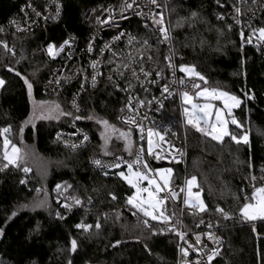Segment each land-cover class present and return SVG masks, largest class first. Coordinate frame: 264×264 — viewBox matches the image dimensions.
Wrapping results in <instances>:
<instances>
[{
  "label": "trees",
  "instance_id": "16d2710c",
  "mask_svg": "<svg viewBox=\"0 0 264 264\" xmlns=\"http://www.w3.org/2000/svg\"><path fill=\"white\" fill-rule=\"evenodd\" d=\"M22 1L0 0V29ZM61 1V19L47 24L48 39L55 43L68 32L85 40L92 30L84 19L87 10L111 0ZM261 2L264 4V0H190L168 4L163 17L177 64L193 66L205 78L196 76L198 90H223L241 101L227 115L230 135L221 141L181 124L176 102L164 114L187 154L186 166L177 171L174 183L196 178L205 210L194 218L210 222L223 236V248L214 264H264V218L249 220L240 212L245 203L253 201V191L264 187V53L248 43L229 18L220 17L239 3L242 14L254 12L251 27L259 32L264 28ZM44 39L41 29L24 34L0 31V80L4 81L0 86V130L9 129L0 135V146L5 139H14L17 145L32 146L35 156L50 165L45 174L39 172V164L31 163L2 169L5 159L0 155V264H175L176 237L161 235L155 221L141 223V213L127 203L132 188L120 172L103 174L90 164L93 157L129 153L120 152L116 143L110 147L112 151L104 152L93 120L82 123L91 135L87 147L69 151L54 140V132L69 118L65 114H69L67 104L75 84L65 86L56 96L43 94L46 74L34 76L31 64L39 58ZM25 79L32 85L35 100L57 99L65 114L57 121H37L21 133L31 112ZM252 96L254 99L249 98ZM119 101L118 92L102 79L83 93V117L117 124ZM233 119L239 127L232 124ZM245 135L247 143L240 139ZM25 167L30 171L25 173ZM218 207L229 218L217 212ZM78 224L90 228L85 231ZM71 240L77 242L75 251Z\"/></svg>",
  "mask_w": 264,
  "mask_h": 264
},
{
  "label": "built area",
  "instance_id": "2783aa9c",
  "mask_svg": "<svg viewBox=\"0 0 264 264\" xmlns=\"http://www.w3.org/2000/svg\"><path fill=\"white\" fill-rule=\"evenodd\" d=\"M188 2L190 0H156L155 3L151 0H111L104 6L87 10L84 19L92 30L85 40L74 32H68L61 42L55 43L48 39L47 24L56 23L61 19L62 1L23 0L18 9L7 17L1 29L18 34L31 33L37 29L43 31L45 39L38 52L46 62V75L42 84L44 95L56 96L65 86L75 84L67 104L69 118L66 124L53 134L54 140L64 149L79 151L90 144L91 135L82 125L85 121L83 93L99 85L102 79L113 86L120 100L117 124L132 131L134 151L129 155L93 157L90 159L91 166L103 174L117 170L127 176V164L135 161L138 154L141 155L143 162L147 163L151 170L148 173L151 179L160 185H163L164 178L169 180L168 188L158 194L155 188L148 186L147 180H144L143 184L153 192L154 198L168 197L162 208L165 215L171 218L167 221L162 218L156 221L143 217L141 223L145 224L146 220L155 221L161 235L176 237L175 264H197V262L214 264V260L223 248V236L210 222L194 218L201 210L188 207L185 203L186 179L174 183L177 171L183 170L186 166L187 154L177 132L164 120L165 111L171 102L181 105L182 93L187 92L191 96L197 92L198 88H194L193 84L198 85V79L180 71L171 34L166 29L163 19L162 23L156 22L161 21L159 17H164L168 4ZM126 4H132L133 7L127 8ZM261 6L263 7L264 4L262 3ZM220 17L229 18L238 31L243 33L247 42L264 53V41L251 27L255 17L253 11L242 14V7L238 3ZM13 21L15 23H12ZM161 27L167 30L169 39H164L160 32ZM65 40H68L69 44L61 50L60 46ZM48 44L55 46L54 55H49ZM165 56H168L170 61L166 60ZM94 62L95 67H93ZM144 72L149 75L146 77ZM157 73L160 75L157 76ZM165 86L168 92L163 91ZM129 120L134 123H129ZM149 129L153 133L151 154H149ZM85 135L88 137L86 141ZM117 157L121 160L117 161ZM97 160L99 164L95 163ZM114 163H119L120 167H111ZM5 164L6 162L3 163L2 169H5ZM158 169L172 171L171 174L161 171L157 175H152ZM178 232L184 233V239L177 235ZM213 250H217L214 255ZM209 255H213L211 261L208 260Z\"/></svg>",
  "mask_w": 264,
  "mask_h": 264
},
{
  "label": "snow or ice",
  "instance_id": "6c2138e0",
  "mask_svg": "<svg viewBox=\"0 0 264 264\" xmlns=\"http://www.w3.org/2000/svg\"><path fill=\"white\" fill-rule=\"evenodd\" d=\"M151 2L155 3L156 0H151ZM125 7L131 8V7H133V5L132 4H126ZM237 12H239V9H237ZM192 15L196 16V13L193 12ZM97 19L99 20V17H97ZM12 23H15V21H13ZM156 23H162V20L161 21H157ZM0 31H2V29H0ZM160 32L163 34L165 40L169 39L168 32H167V30L165 28L161 27L160 28ZM259 32H260L261 38H264V28L259 29ZM241 35H243V33H241ZM145 43H147V41H145ZM68 44H69V41L65 40L64 43L60 46V49L62 50L64 48V46L68 45ZM5 47H7V45H5ZM47 47H48L49 55H54L53 48L55 46L53 44H48ZM105 47H107V45H105ZM89 49L91 50V44L89 46ZM165 59L170 61V58L168 56H165ZM171 66H172L171 62H169V67H171ZM93 67H95V62L93 63ZM125 67H127V65H125ZM9 70L12 71V69H9ZM141 71H143V68H141ZM180 71L184 72V73H187L189 76H192V75L198 76L199 79H201V80L205 79L199 73L195 72L193 66H185V65L181 64L180 65ZM17 75H19V73H17ZM133 75H135V72H133ZM144 75L147 77L149 75V73L144 72ZM159 75L160 74L157 73V76H159ZM93 80L95 81V77H93ZM24 82L28 86L29 92H31V88H32L31 83H29L27 79H25ZM3 83H4V81L0 80V85H3ZM181 83L183 84V81H181ZM129 87H131V85H129ZM193 87L194 88H199V85L193 84ZM163 91H165V92L169 91L167 86H165ZM208 91L209 90L207 88H205L203 93L198 92L197 95H203L205 93H208ZM212 94H213V98H215V99H221V98H224V97H228V99H230L233 102L232 104H229L227 102V100H225V107L228 108L229 110H231V108L234 105L235 106H239L241 104V101L237 97L229 96L228 93H225V92L217 93V91L215 89H213L212 90ZM169 95H171L170 92H169ZM182 96L184 98V102L185 103H190L191 102V97L189 96V93L184 92V93H182ZM249 98L250 99H254V96L249 97ZM73 106L75 107V102L73 103ZM56 107L59 108L58 105H56ZM197 107H198L197 105H193V108H197ZM184 111H185V113H187L188 109L185 108ZM200 111L202 112V115L198 114L196 119L189 118L187 120V123L189 125L194 126L196 131L201 132L202 134H205V135H209V136H211V138L213 140H218V141L222 140L223 137L230 135L227 127L225 126L227 124V121H225L221 117L219 109H217L215 111V118H216V122L215 123H213L209 119V117L212 114L211 113V105L210 104L203 105L202 108L200 109ZM62 114H64V113H62ZM65 115H70V114H65ZM88 118L92 119L91 116L88 117ZM76 119H80V117H76ZM98 122L102 123L104 125L105 129H108V128L111 127L106 120L98 121ZM128 122L129 123H134V121H132V120H129ZM232 124H235L238 127L240 126L235 119L232 120ZM209 129H211V131H209ZM7 131H9V129H7V128L0 130V135H2L4 132H7ZM113 131H116V130L113 129ZM120 135L122 137H128L130 135V133L121 132ZM152 135H153L152 130L149 129V132H148V136H149V154H151V152H152V149H151V144H152L151 137H152ZM157 135H159V133H157ZM101 137H102V139L105 140V145H107L108 140H107V137L105 136V133H101ZM87 139H88V137H87V135H85L84 140L86 141ZM161 139H163L162 136H161ZM232 139L236 140L239 143V140L237 139L236 136H232ZM240 139H242L245 143H247L248 138H247L246 135L241 137ZM9 146H11V148H12V155L11 156L9 155L8 150H7ZM72 147L75 148L76 145H72ZM19 152H20V150L15 145H10V141L9 140H7V139L4 140V159L6 161H8V163L4 165L5 168L8 167V164L16 165L17 161L19 159H21V157L19 156ZM105 154H108V153H105ZM157 158H159V157H157ZM120 160H121V158L117 157V161H120ZM95 163L99 164L100 162L97 160V161H95ZM134 166H135V170H134ZM111 167L119 168L120 164L119 163H114L113 165H111ZM127 168H128L129 173H131V176H135L137 181L147 180L149 185L156 184L155 191H156L157 194L160 193V192H163L166 188H168L169 180L167 178H164L163 185H160V184H157L155 180H153V179H151L149 177L148 173L151 172V170L149 169L148 164L143 162V157L141 155H139V154L137 155V159L135 161H133L132 163H128L127 164ZM23 171L25 173H27V172L30 171V169L25 167L23 169ZM161 171H167L169 174H171L172 170L171 169H167V170H159L158 169V170H156L155 173H152V175H157ZM119 175L122 178L126 179L129 184H131L133 187H135V184L133 183V180H132L131 176H125L124 172H120ZM195 179H196L195 177H192L190 180L187 181V183L189 185V189H191V186H192L193 182L195 181ZM254 179H255V177H253V180ZM23 183H25V181L21 180V184H23ZM59 187H60V185H57V188H59ZM143 191L148 192L149 200L146 202L147 203V207H144V203L145 202H141L140 204H134L133 201L136 199L135 196L129 197L128 200H127V203L133 205V207H135V208H138L140 211L143 212V214L146 217H151L152 220H158V219L162 218L164 221H167V220L171 219L170 217L165 215L164 211L161 208L158 207V205H163L165 200L168 199V197L165 196L164 198H159L157 196L155 198V203H154L153 202V196H154L153 192L149 191L148 189H143ZM181 191H183V189H181ZM189 194L191 195V192H189ZM257 194H259V196ZM173 195H175V193ZM198 197H199V194H197V198ZM113 199H115L114 196H113ZM248 199H249V197L246 196L245 200H248ZM251 200L256 201V203L255 204L245 203L243 205V207L240 209L241 214L246 219H249V220H254V219L257 218V216L264 217V187L256 188L255 191H253V193H252ZM75 202H76V204H80V200H78V199H76ZM185 203H187V200L185 201ZM21 207H27V205H22ZM64 207L65 208H69L70 206L65 204ZM149 208L151 210H148ZM200 210L201 211L205 210V206L203 204H201ZM157 212H159V215L156 214ZM217 212L223 213V209H220L218 207L217 208ZM223 214H224L225 218H229L227 213H223ZM12 215L15 216L16 213L14 212ZM57 216H59V213H57ZM9 219H11V217H9ZM147 224H148V221L146 220L145 221V225H147ZM38 227H39V224H37V228ZM76 227L77 228H83L85 231H87L90 228L89 225H82V224H78V225H76ZM96 227H97V229H99V227H100L99 223L96 224ZM170 230H174V229H170ZM0 233H2V230H0ZM177 235H179L181 239H184V233L178 232ZM210 238H211V235H210ZM196 239H197V243H199V237H197ZM116 243L119 244L120 241H117ZM76 248H77V242L75 240H71V250L75 251ZM216 253H217V250H213V255L216 254ZM184 255L185 256L187 255V251L186 250L184 251ZM213 255H209L208 256V260L209 261H211L213 259ZM33 264H34V262H33ZM197 264H201V262H197Z\"/></svg>",
  "mask_w": 264,
  "mask_h": 264
},
{
  "label": "rangeland",
  "instance_id": "374dc122",
  "mask_svg": "<svg viewBox=\"0 0 264 264\" xmlns=\"http://www.w3.org/2000/svg\"><path fill=\"white\" fill-rule=\"evenodd\" d=\"M159 19L162 20L163 18L159 17ZM258 35L260 36V32H258ZM262 40L264 41V38H262ZM45 71H46V62L44 61L41 54H39V58L35 59L31 64V72L34 76H41V75L45 74ZM185 74H187V73H185ZM193 76H195V75H193ZM204 89L205 88L199 89V90H197V92L195 94L191 95L190 96L191 97L190 103H185L184 98L182 97V99H181L182 104L178 105L181 124H183L184 126H189L193 129H195L194 126L189 125L187 123V120L189 118L196 119L198 114L202 115V112L200 111L202 106L205 104H210L212 114L209 117V119L213 123H215L216 122L215 111L217 109H219L221 117L225 121H227V124L225 126L228 128L229 120L227 118V115L229 113H231V111L233 109H235L237 106L234 105L231 108V110L226 108L225 107V100H227V102L229 104H232L233 102L230 99H228V97H224L221 99L213 98V94H212L213 89L207 88L209 90L208 93H205L203 95H197L198 92L203 93ZM215 90L217 91V93L225 92L223 90H217V89H215ZM225 93H227V92H225ZM229 96H235V95L229 94ZM235 97H237V96H235ZM238 99L240 100V98H238ZM30 104H31V112L29 114L28 119L26 120V122L22 126L21 133L25 127L30 126V125L33 126L37 121H40V120L57 121L61 118V116H63L65 114L63 109H62V105H61L60 101L57 99H54V98H43L40 100H35L33 98V96L31 95V92H30ZM56 105H58L59 108H57ZM193 105H197L198 107L193 108ZM185 108L188 109L187 113H185V111H184ZM62 113H64V114H62ZM88 117H90V116L84 117L85 121H89V120L95 121V124L97 126V132L101 138L102 149L104 152L112 151L110 149V147L113 146L114 143L120 145V149H119L120 152L123 151L124 153H129L130 151H132V152L134 151L135 143L133 141L132 131H130L129 129H126L124 127H121L120 125H118L116 123H111V122H108V124L111 127L108 129H105L104 125L102 123L98 122V121H104V119L103 120L97 119V118L94 119L95 116H91L92 119H89ZM113 129H115L116 131H113ZM209 131H211V129H209ZM121 132L130 133V135L128 137H122L120 135ZM101 133H105V136L107 137V140H108L107 145H105V140L102 139ZM207 136H209V135H207ZM209 137H211V136H209ZM8 140L10 141V145H15L20 150L19 156L21 157V159H19L17 161L15 166L21 165V164L28 165L30 163H31V166L39 164V172H44L43 174H45V172L49 171V169H50L49 162L40 158V157H37V155L35 156L34 149L32 146H27V145H23V144L17 145L14 143V139H13V141L11 139H8ZM219 141H221V140H219ZM7 150H8L9 155L11 156L12 155L11 146H9ZM0 155L3 156V158H4V141L2 142V144L0 146ZM5 162H6V164L8 163V161H6V160H5ZM11 165H13V164H10V166ZM37 172H38V170H37ZM131 178L133 180V183L135 184V187H133L131 184H129L126 179H124V178L123 179L125 180L127 185H129L132 188L131 197H133V196L136 197V199L133 201V203L134 204H140L141 202H145L144 207H147L146 202L149 200V196H148V192L143 191V189H147L146 186L143 184L144 180L137 181L135 176H131ZM191 178L192 177H187L185 180V183H184L185 201L187 200L186 205L188 207H194V208L200 210V206H201V204L204 205V202H203V199L201 196V192L196 189V181L193 182L191 189H189V185H188L187 181L190 180ZM148 186L156 189V184H153V185L148 184ZM42 189H44V188H42ZM189 192H191V195L189 194ZM197 194H199L198 198H197ZM257 195L259 196V194H257ZM153 202L155 203L154 197H153ZM249 203L255 204L256 201L253 200L252 202H249ZM129 205L131 207H133V205H131V204H129ZM40 206H43V203L40 204ZM158 207L163 210L162 205H158ZM133 208L135 209V211L141 213V215L144 218L152 220L151 217H146L143 214V212L140 211L138 208H135V207H133ZM148 210H151V209L149 208ZM156 214L159 215V212H157ZM258 218H264V217L257 216L256 219H258ZM159 220L160 219H158L156 221H159Z\"/></svg>",
  "mask_w": 264,
  "mask_h": 264
},
{
  "label": "water",
  "instance_id": "95a60500",
  "mask_svg": "<svg viewBox=\"0 0 264 264\" xmlns=\"http://www.w3.org/2000/svg\"><path fill=\"white\" fill-rule=\"evenodd\" d=\"M126 174H127V176H130L131 173H129V171L127 170V171H126Z\"/></svg>",
  "mask_w": 264,
  "mask_h": 264
},
{
  "label": "crops",
  "instance_id": "0c3cea01",
  "mask_svg": "<svg viewBox=\"0 0 264 264\" xmlns=\"http://www.w3.org/2000/svg\"><path fill=\"white\" fill-rule=\"evenodd\" d=\"M131 153H133V152H132V151H130V152H129V154H131ZM129 154H128V155H129Z\"/></svg>",
  "mask_w": 264,
  "mask_h": 264
}]
</instances>
